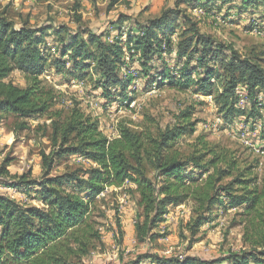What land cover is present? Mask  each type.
<instances>
[{"label":"rangeland","instance_id":"1","mask_svg":"<svg viewBox=\"0 0 264 264\" xmlns=\"http://www.w3.org/2000/svg\"><path fill=\"white\" fill-rule=\"evenodd\" d=\"M238 7L239 2H234L229 11L218 5L205 9L196 0H0V15L16 29L23 25L44 26L50 34L45 74L38 80L42 100L49 104V113L44 118L7 116L0 120V195L5 194L22 207H40L34 189L37 182L74 173L81 178L83 172L95 167L78 156L63 154L71 146L76 147L77 141L67 146L52 142V123H64L72 118L95 124L109 141L117 139L122 129L140 134L148 151L143 153V174L152 183L161 184L155 175L156 156L151 141H159L167 129L178 128L181 134L171 142L169 153L182 160L200 159L201 165L213 154L220 155L235 163L236 168L231 177L223 178L216 187H227L237 178L246 182L254 180L258 191L264 192V104L258 107L261 118L248 121L250 101L243 86L237 94L245 116L224 120L214 96L200 95L195 87L183 90L169 79L147 85L146 80L136 75L137 58L132 62L129 55H125L124 61L130 65L134 79L123 89L111 91L110 96L117 97L122 105L112 102L108 107L101 91L94 90L98 64L91 63L84 70V76L75 73L65 77L60 75L56 64L61 45L73 42V34H77V43L84 42L85 50L98 54L97 43L88 41L90 35L101 36V42L108 45L125 42L130 31L134 37L140 26L172 11L169 19L170 27L175 30L171 37L174 45L181 40L184 31H193L226 47L225 55L231 48L241 60H250L264 68V31L258 28L261 20L245 11L240 13ZM251 23L257 27L249 29ZM169 72L176 76L173 70L168 69ZM196 72L195 79L200 73ZM156 80L161 81L159 77ZM7 82L20 89L30 85L18 71L13 72ZM259 100L264 98L259 96ZM47 166L51 167L49 171ZM218 167L224 169L225 165ZM206 177L204 175L203 179ZM243 187L233 185L231 191L240 196ZM167 211L164 221L142 240L135 229L143 221L136 184L126 182L121 187L107 188L93 203L88 220L91 233L96 236H79L87 248L71 247L83 249L85 253L68 257L66 262L135 264L141 258L157 257L168 262L182 255V261L192 258L232 264L230 256L248 258V253L255 256L263 251L251 245L249 219L242 207L231 210L215 203L203 215L207 220L196 232L192 229L196 214L191 200L171 205ZM258 213H264V200ZM257 257L264 260L261 255ZM141 264H150V261L145 259Z\"/></svg>","mask_w":264,"mask_h":264},{"label":"trees","instance_id":"2","mask_svg":"<svg viewBox=\"0 0 264 264\" xmlns=\"http://www.w3.org/2000/svg\"><path fill=\"white\" fill-rule=\"evenodd\" d=\"M196 2L205 9L218 5L227 11L232 9L234 2H239L238 11L257 16L261 20L259 31H264V0ZM169 13L172 11L140 26L134 37H131L130 31L125 42L108 45L101 42V36L90 35L88 41L97 43L98 54L85 50L83 41L77 43V34L71 35L74 41L61 45L59 49L56 63L58 72L62 77L75 73L84 76V70L91 63L98 64V80L94 90L101 91L108 107L112 102L121 106L122 101L110 95L112 90L123 89L127 82L134 79L130 65L124 61L127 53L132 62L137 58L139 70L136 75L146 80L147 85L160 84L169 79L170 83L183 90L195 87L196 93L215 97L224 120L245 116V109L239 106L237 94L239 87L243 86L250 101L246 118L249 121L250 118L260 117L258 107L264 104V100H259L260 95L264 98V68L250 60H241L231 48L229 54L225 55L226 47L193 31H184L181 40L174 45L171 37L175 30L170 27ZM253 26L251 23L248 28L257 27ZM49 37L48 27L23 25L16 29L11 21L0 15V120L7 116H48L49 104L42 100L38 80L45 74ZM168 69L173 70L178 78L171 76ZM196 70L200 72L197 79L194 78ZM15 71L25 76L30 83L28 87L20 89L7 82ZM152 71H155L153 76ZM158 77L161 81L156 80ZM179 131L178 128L167 129L159 141H151L152 152L156 156L155 175L161 182L156 184L148 181L143 174V153L147 154L148 151L140 134L122 129L117 139L109 141L95 124L79 122L76 118L64 123L54 121L52 142L67 146L71 141H77L76 147L71 146L63 154L78 156L95 167L83 172L81 178L74 173L37 182L34 189L40 207H22L5 194L0 195V264H69L66 262L68 257L85 253L83 249L71 245L87 248L79 236H96L91 233L92 227L88 224L96 198L102 196L107 188L121 187L126 182L136 184L139 206L143 212L142 223L135 227L138 238L143 240L159 222L164 221L169 206L185 200H191L194 204L196 218L193 232L207 220L203 215L215 203L231 210L242 207L249 219L251 245L263 251L255 256L252 252L248 253V258L234 255L229 259L232 264H264V260L257 257H264V213H258L264 192L258 191L254 180L246 182L237 178L227 187H216L223 178L231 177L235 163L213 154L201 165L200 159L189 157L182 160L176 154L169 153L171 142L181 134ZM42 160L45 165V155ZM220 164L225 165L224 169L218 167ZM50 168L47 166V171ZM204 175L206 179H203ZM233 185L244 186L242 195L232 193ZM150 238L154 239L152 236ZM145 259L150 264H153L152 261L154 264H217V261L192 258L164 262L157 257L141 258L135 264H141Z\"/></svg>","mask_w":264,"mask_h":264},{"label":"built area","instance_id":"3","mask_svg":"<svg viewBox=\"0 0 264 264\" xmlns=\"http://www.w3.org/2000/svg\"><path fill=\"white\" fill-rule=\"evenodd\" d=\"M126 55H127V53H126ZM260 98H262L261 95H260ZM102 195H103V194H102ZM182 260H183V256L180 255V256L178 257V261H182Z\"/></svg>","mask_w":264,"mask_h":264},{"label":"crops","instance_id":"4","mask_svg":"<svg viewBox=\"0 0 264 264\" xmlns=\"http://www.w3.org/2000/svg\"><path fill=\"white\" fill-rule=\"evenodd\" d=\"M2 129L0 128V133H1Z\"/></svg>","mask_w":264,"mask_h":264}]
</instances>
